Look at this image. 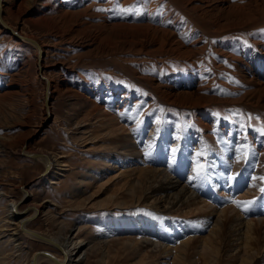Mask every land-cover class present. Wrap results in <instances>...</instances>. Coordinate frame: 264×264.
Listing matches in <instances>:
<instances>
[{
	"label": "rangeland",
	"instance_id": "374dc122",
	"mask_svg": "<svg viewBox=\"0 0 264 264\" xmlns=\"http://www.w3.org/2000/svg\"><path fill=\"white\" fill-rule=\"evenodd\" d=\"M2 4L3 21L36 40L43 50L39 66L35 48L20 43L0 25V264H26L37 252L63 256L55 246L25 236L13 242L9 237L13 225L6 217L13 201L19 217L33 216L29 230L61 243L83 241L73 263L175 264L180 256L171 248L179 240L162 246L167 254L148 248L140 260L143 236L136 230L103 237L100 218L153 219L162 210L157 200L144 196L145 189L135 187L134 193L127 189L134 176L131 167L116 163L112 168L116 170L88 178L91 170L109 166L103 155L122 144L119 131L108 134V124L113 123L109 112L118 107L132 113L147 134L152 125L185 133L196 129L210 137L206 145L213 149L231 135L264 153V0H4ZM24 151L57 159L52 172ZM261 163L258 175L264 176V158ZM148 164L155 167L153 161ZM59 167L63 170L53 179ZM260 202L257 199L255 207L260 208ZM28 205L39 206V213L33 215ZM206 212L172 213L193 229L181 249L187 255L183 264H212V259L213 264H244L242 250L228 251L244 243L242 235L231 242L238 227L227 230L228 235L235 234L219 244L217 255L215 250L202 252L207 236L209 244L217 246L209 235L215 228L214 214L208 225L196 220ZM254 237L248 241L252 247L247 264H264V253L258 255L264 231Z\"/></svg>",
	"mask_w": 264,
	"mask_h": 264
},
{
	"label": "bare ground",
	"instance_id": "6f19581e",
	"mask_svg": "<svg viewBox=\"0 0 264 264\" xmlns=\"http://www.w3.org/2000/svg\"><path fill=\"white\" fill-rule=\"evenodd\" d=\"M3 2L4 0H0L1 28L7 30L6 27H8L13 30V28L6 24L2 19ZM17 33L20 37H15L20 43L23 42L35 48L37 52L36 59L38 65L41 66L39 59L43 50L42 47L33 38L22 35L18 31ZM31 39L33 41H31ZM45 81L46 89L49 90L51 84L48 78H45ZM261 82L264 85V81ZM176 97L177 96H174L172 99L177 100ZM46 111H49L48 106H46ZM109 116L112 118L113 123L110 122L108 124V134L112 133L113 129L119 131V138L122 144L117 151L103 155L104 158H102V160L109 166L106 167L105 165L101 170H91L88 178L94 180L97 177L100 178L104 176L106 170L109 171L112 169L114 167L113 164L116 163H118L121 168L131 167V175L134 176L132 180L127 183V189L131 192L136 189L135 187H137V189H145L144 196L148 199L152 198L153 200H157L156 205L160 204L159 206L162 210H160V213L158 215L156 214L157 217L153 219H145L143 216L100 218L98 220L99 224L105 231L103 237L105 236L104 238H106L107 236L126 233V229L136 230L141 236H143L142 246L144 249L138 254L140 255V260L144 257V255L142 256L141 254L143 252L147 253L148 248H151V250H165V254H167L166 248L164 249L162 246H165L167 242H177L176 240H179L177 243L178 245L176 244L177 246L175 245L171 249L175 248V253H179V255L175 253L173 254L180 256V259H177V256H175L177 258L174 257L176 261L175 264H183L186 259L184 261L182 258H186L185 256L187 255L182 250H184L183 247H185L190 239L189 237L188 239L187 236H189V233H191L193 229H190L191 226L188 227L184 225L182 223L183 220H181L182 218L178 219L176 218L177 216L172 215V213L184 215L187 213L199 212L204 209V211L207 210L206 214L203 213L204 216H197L196 220H198L201 225L205 226L209 224L207 221L212 217V214H214L216 217L215 223H213L215 228L209 230V235L212 238V241H216L217 246L216 248L211 246L208 242L209 240H206L210 239L207 236L206 239H202V252L203 249L211 250L212 252L215 250L214 254L217 255L216 250H218V248L220 250L221 245L228 243V238L233 234L229 233V236L227 230H230L231 227H238L240 229H238L239 231L237 230V234L234 233L235 236L234 239H231V242H238L242 235L244 239L242 242L244 243H242L243 245L240 247L238 245L227 250L229 253H231V250H242L244 256L242 261L244 264H247L246 257L249 255L248 249H251L252 247L248 246L249 239L260 235L261 230L264 231V191H261V189H264V176L258 175L261 170L260 166H262L261 162L264 158L263 151L258 152V150L251 148L250 143L247 140H235V137L231 135L226 138L227 140H222V143L218 144L216 148L213 149L206 145L208 138L210 139V137L196 129H192L190 133H185L182 132L183 130L179 131L177 128L173 129L172 127H167L164 128V130L159 129L158 125H152L149 127L147 134L145 132L146 128L141 125L142 122L140 120L135 118L130 112L125 113L123 110H119L118 107L116 109L111 107ZM24 152L30 157L38 158V160L44 165L46 172H52L54 167L53 161L57 159L41 153ZM33 154L34 156H32ZM112 154L114 156H112ZM152 161L155 165V167L153 166L154 168L148 166V163ZM165 164L167 165L166 167ZM252 169L255 170L253 174L250 173ZM60 170L63 169H60L59 167L54 171L53 179L57 180L59 178ZM112 170H116V168ZM123 170L124 169H120L119 174L123 173ZM146 171H149L147 172L148 174ZM241 187H245L244 192L237 195L236 191ZM23 193L24 197H27L28 194L26 190L23 189ZM213 193L220 197L221 200L218 199L216 201ZM257 199L261 201L260 208L255 207ZM237 202H240L241 206L238 207ZM228 203H230L231 206H221ZM28 208L32 210L33 215L40 211V207L37 205H28ZM8 210L9 213L6 215L7 221H10L12 223L11 225H13V232L10 233L9 237L13 242H19L20 237L25 236L35 241L53 245L58 248L63 255L60 258H57L50 252H37L32 255L26 264H41L44 262L47 264H76L73 262L78 261V256L80 255L83 246L82 240L68 241V239H65L62 244L50 236L29 230L27 228V223L33 216L24 218L19 217L17 201H13L11 205H8ZM260 210L261 213H258ZM194 231H196V228ZM218 233L220 234L218 235ZM219 244L221 245L219 246ZM261 248H263L261 251L262 253L259 252L258 254L255 250V253L260 257L264 253V246L262 245ZM181 253H184L185 255L183 254V256ZM223 253L222 256L224 255ZM203 254L201 253V255ZM207 254L210 255L209 252H207ZM249 257L251 259L250 255ZM210 262L213 264V259ZM167 263V261L162 262V264ZM154 264L159 263L155 261Z\"/></svg>",
	"mask_w": 264,
	"mask_h": 264
},
{
	"label": "water",
	"instance_id": "95a60500",
	"mask_svg": "<svg viewBox=\"0 0 264 264\" xmlns=\"http://www.w3.org/2000/svg\"><path fill=\"white\" fill-rule=\"evenodd\" d=\"M6 28H7V31H8L9 33H11L12 35H14V36H16V37H20V35H18V33H17L16 30L13 31V30L9 29L8 27H6ZM31 41H33V40L31 39ZM46 102H47V101H46ZM46 105H47V103H46ZM32 156H34V154H33Z\"/></svg>",
	"mask_w": 264,
	"mask_h": 264
},
{
	"label": "snow or ice",
	"instance_id": "6c2138e0",
	"mask_svg": "<svg viewBox=\"0 0 264 264\" xmlns=\"http://www.w3.org/2000/svg\"><path fill=\"white\" fill-rule=\"evenodd\" d=\"M98 10H102V9H98ZM261 191H264V189H261ZM245 203H248V202H245ZM237 206H241L240 202H237Z\"/></svg>",
	"mask_w": 264,
	"mask_h": 264
}]
</instances>
